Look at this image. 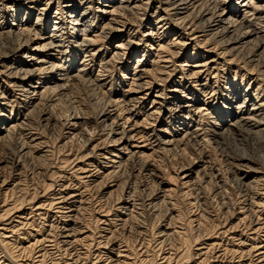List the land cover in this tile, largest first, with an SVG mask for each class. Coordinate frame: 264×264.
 Returning <instances> with one entry per match:
<instances>
[{
	"label": "rangeland",
	"instance_id": "374dc122",
	"mask_svg": "<svg viewBox=\"0 0 264 264\" xmlns=\"http://www.w3.org/2000/svg\"><path fill=\"white\" fill-rule=\"evenodd\" d=\"M97 1L98 0H92L93 12L91 11L92 9L87 8L86 15L87 19L91 17L90 19L94 20L93 24L97 33H102V31L105 30V28H103V24L110 20L112 16L110 14H106L105 17L108 19H101L103 13H100L98 10L96 11L98 4L95 3ZM236 1L237 0H234L233 4ZM238 1L240 2V0ZM1 2H3V5H1L0 8H2L3 11H0V27L5 29V27H7L12 21L14 24L11 26L16 27V20L12 19L18 10H20L21 7L19 8L17 5H20L22 1L0 0V3ZM45 2H49V5L48 12L46 14L48 17L46 24L48 25L46 29L44 27V31L49 33L53 25L52 22L55 20L54 16H56L54 11L56 8H61L63 10L65 9L64 12H66V14H69L70 10L67 7H64L65 4L67 5L69 2L66 0H37V6H34L35 8L30 12L31 19L38 14L37 9L40 4H44ZM88 2L89 0H83V4L74 3L77 7L73 11V14L77 12L81 13L85 8V5L89 4ZM161 2H164V0H150L147 10H138V13L135 14L132 12V14H129V17L127 16L125 18L122 14H119V12H115L113 14V18L116 17L115 19L123 21L126 20L127 22L129 21L127 23V28L123 31V34H118V31L117 33L115 32V34H118L117 38H99L96 43V48L102 44L99 52L101 55H106L109 58L111 52L116 49L115 47L120 37L122 36L121 38L123 40L126 36L125 40H127L129 38L127 35H130L129 39L133 42V49H131V51L133 50V53L125 55L123 58L124 63L119 64L114 61H109V65L112 62L114 65L112 64L109 66L107 64L108 66L106 65L105 68L107 71H105L102 76L101 73L97 71L99 70L97 67L93 68L91 70L92 72L88 70L89 77L88 75H85L83 78H90L91 80L99 77L102 80L98 83L104 82L103 84H107L104 86L101 85L100 88L102 90H98L99 88L97 87L99 86L96 85L95 87L93 86V83L90 84L94 90L91 87H86L81 84H76L73 87L70 86L71 89L65 93V95L68 96L67 100H63L60 105H57L58 108L55 107L56 109H54V112L60 116L62 114L64 115L71 111L75 105L80 103L83 104L87 112H89V114L91 113L92 115H90L95 118V114L110 95L113 98L115 97V91L118 92L123 88H126L127 84L134 77V72L137 71V74H140L141 67L138 66L135 61L137 58L142 57L144 51V53H146L141 66L144 70H147L148 73L146 72L145 76L149 81H152L151 87L153 90L151 91V96L148 97L145 103V115L147 114L146 110H148L152 105L151 100L157 93L155 91L163 89L162 92L164 94L162 93V97L159 95V99L156 97V100L155 98L156 101H161L160 103L163 104H161V110L164 111L167 107L172 106L170 103L172 102L170 99L171 97H174L175 100H180L181 103L185 104L187 98H191V95L195 92L196 96L199 95L200 99L197 103L198 106H204L209 111L216 109L218 118L217 120H214L215 122H221V119H223L224 122H229L230 117L226 114L222 115L223 112H227L226 108H222L223 105H227L223 102V98L225 97L223 94L227 93V90L237 89L239 95L237 96V99H234V101L231 100V103L229 104V108L231 110L234 111V105L237 101L242 100L244 96L247 98L251 97L247 107H250L251 102H257L259 104L261 101L259 110L253 115V119L255 120L253 121V124L255 127H249L248 131L242 130L241 133L237 130H230L226 133L227 135L225 134V138L223 137V140H221L222 142L216 148L213 149L212 147H208L209 150L205 151L204 156L207 155V158L204 157L203 161H205L206 158L209 162L207 161L204 163L201 161L202 157L199 150H194L191 147L180 145L177 148L178 153L176 151L173 152L176 155H173L171 152V154L167 152L169 153L168 155L164 153V155L161 154V156L151 154L153 158L150 156L147 160H149V163L153 164L152 168L154 169L153 171L155 175H153L152 179L150 178L148 180V178H145L143 174H137V165H134L132 174H130L131 172L129 175L128 173H125V175H122L120 180V177L116 179L119 181L111 182L110 179L103 177L102 174L97 178L92 177V180L94 181L87 187L85 185L87 183L78 182V176L75 177L74 173L76 167L88 163V160L84 159L85 157L80 158L79 161L77 160V157L82 156L87 151L82 149L78 152V150H80L79 143L75 141L68 142L65 139V129L62 125L63 120L56 114L55 116L58 117V121L56 124H51L54 126L51 127L50 124H45V121H42L41 115L44 111L48 110L49 102L47 100L40 101V105L37 104L36 108L31 111V113H28L25 109L18 108V106L16 108L14 107L13 118L17 119L19 117V115H17V110H19L22 114L20 115L21 118L18 123L23 121L24 125L21 124L20 127H18V132L20 134L15 132L11 137L0 140V160L2 161L0 164V251L4 250L3 252L11 257V259L8 257L6 258L10 260L12 264H109L107 263L108 260L107 257H105L106 255H104L108 250L106 249L107 241L105 240V234L108 232L109 233L106 237L112 235V238L114 237L113 240L115 242V246H120L118 250L120 249L122 251L121 255L120 253H117V251H113L112 254L115 255V264L117 261V264H167L164 262L166 257H168L167 259L169 260L168 264H237L235 261L236 259L234 260L235 262L230 261L229 256L216 258L214 250H206L208 252H205L206 255L204 254L202 256L196 254L200 252L198 250L201 246H207L208 249L209 244H212L216 239L218 240V237L216 236L219 234L216 235V233L220 232L218 231L219 229L223 231L230 226L232 227L240 224L238 223L242 217L240 213L241 210L239 208L240 206L246 205V208L248 206L249 208L252 207L251 209L254 211L252 213L254 220L255 215L258 213L262 214L261 218L264 216V208L261 206L262 202H264V198H257L256 196L257 193L264 194V130H262V126H260V122H264V45L261 42L264 39L260 36L264 33L258 35L257 38L255 36L248 38L250 40L247 39V44L243 46L242 49H239L241 51L236 53L237 56L225 54L223 46L220 44H218V48H215L216 50L213 49L214 51L212 50V52H210L208 50L214 47L213 43L211 45H209L210 43H207L208 46L206 43H203L202 46L201 42H196L197 44L194 43V40L206 38L205 35L207 34V32H205L207 28L201 26V23H197L201 18L198 17V19H193L195 12L199 9L197 7H200L201 5L202 9H207V6H203L204 1H199L201 2L200 5L199 2L197 3L193 12L194 14L192 13L191 15L194 20L192 22L196 26V28H194L195 30L192 31L195 32L193 34L188 29V26L190 25L187 26L191 20L188 19L186 24L184 22L185 25L181 23L182 26H180L179 22H175L174 15L167 16L169 23L166 26L156 28V23L154 22H156L157 15H164L160 10L161 5H163ZM260 3L264 2H259V4ZM131 5H133V3H131ZM135 5H139V2ZM235 5L238 6V4ZM15 9L16 12L14 11ZM61 9H59V11ZM21 13L22 9L19 11V14L17 13V16L21 15ZM170 13L172 12L170 11ZM66 16L67 15H65V17ZM31 19L29 21H33ZM149 19L150 22L148 21ZM202 20H204V18ZM150 28L152 29V35L148 36L147 32L151 31ZM183 35L185 37L182 38ZM195 35V39L192 38ZM31 37L33 38V36ZM216 39L217 38H215V40ZM173 40L176 44H174L175 46L171 45ZM5 42L6 40L0 41V52L8 50L4 49L6 45L7 47L9 45ZM67 43L71 45L74 44L75 38H70L69 40L64 38V46H66ZM255 43L259 45L261 44V46H258ZM157 44H163L166 47L162 48L163 50H158ZM29 45L31 44L29 43L28 46ZM151 45L153 49H150ZM10 46L11 45H9V47ZM31 49L32 46L24 48L14 54L10 60H5L3 65L9 64L10 61L14 59H19L21 54L33 55L34 51ZM157 52H159L160 56L170 55V57L167 56L165 59L163 58L156 62L157 58L155 55ZM175 52L177 55H175ZM216 54L219 55L216 56ZM36 56L40 58L42 56L44 57V51L37 52ZM166 58L168 60H166ZM208 58L215 59L216 62L214 63L216 64L212 62L206 67H194L201 64ZM23 61H27V63L32 64V62H28L29 58ZM44 65H48V63ZM79 65L80 57L78 60H75L73 67H79ZM135 66L136 68L134 69ZM208 67L210 69L206 71L209 75L206 76L207 80H203L206 73L203 74V72H201L199 75L193 74V72H196L197 70L204 71L205 68ZM1 71L4 72L2 73ZM5 72V68L0 65V85L3 84V86L8 89V86L6 85L8 79ZM124 74L127 76L126 78H122V75ZM36 80L37 78L35 76L33 78V84L38 85V83H35ZM204 82L205 93H203V95L205 96H202V94L200 95L201 85L197 84H203ZM2 89L3 88H0V90ZM8 94H10V92L6 94L7 97ZM46 95L48 96L49 93H46ZM9 98H11V96H9ZM204 99L211 100V103L204 105L203 102H208ZM214 99L215 101L217 100L215 108L212 106ZM6 101L8 100L0 98V109L4 108L1 114L9 116L10 107L8 105L3 106ZM18 101L19 100L17 99V102ZM8 104L10 105V103ZM156 106L159 107L160 105L156 104ZM26 113L27 115H23ZM167 113H162L161 122L153 121V123L152 119L149 118L148 121L150 124H148L147 127L155 133H161L164 128L172 130L174 127L170 124H166ZM139 117V119L144 117V113H142ZM184 117L185 113L182 112L181 118ZM256 120L259 122L256 123ZM108 122H110V119ZM8 123L9 121L5 122L2 126L0 117V126L4 127ZM176 124L178 123H173L175 126ZM208 124L209 125L204 126L208 127V129L214 128V123L213 125L211 123ZM99 128L100 127L98 125L97 129ZM194 128L195 126H193V128L191 127V129ZM200 132L203 133V131ZM182 133L183 130L178 129L177 137H181ZM28 134L32 136L30 138H35L34 141L31 140V143L42 141V144L45 146L42 150L43 152L35 149L34 145H31L24 151L20 152L19 147L22 142L24 144ZM99 136L100 137L96 139L95 143L100 140L102 145L100 144L99 146H104L103 149H106L107 144H105V141L102 140L106 135L103 134ZM26 142H28V140ZM91 146L92 144L87 148H91ZM183 147H185V150L181 152V150H183L181 148ZM44 150H47V152ZM91 161H93V159H91ZM105 161V159H101V161H99V163L101 162L99 166H102V162ZM104 164L105 163H103V165ZM208 165L212 168L208 167ZM179 166L181 171L178 170L176 172L175 168H178ZM210 171L216 173L218 178L211 180L209 176ZM184 173H187L189 176L187 179H190L191 182H193L190 183L188 188H194V192L195 189H197L196 192L199 193L202 199L201 201L203 203L201 202L202 205L199 204L200 206L198 208L196 205H190L189 198L186 197L189 190H187V187L182 184L185 179H180ZM105 180L106 184L115 185L108 188L104 187L105 189L101 190V184H103ZM88 181L86 180V182ZM127 181L130 182L129 184H133L131 188L133 190L136 203L135 209L133 208L132 210L133 218L129 219L124 227L118 226L117 228L111 225V229L108 230V232H103L102 228H108V226L101 224V221L98 220L99 218H101V220L104 219V217H102V215H104L102 207H104V210L107 208L110 210L107 218L112 219V217H115L114 215L118 213L120 205H122V203L116 204V202H118L119 199H125L126 197L125 185L127 183L123 184V182ZM155 183H161L163 190H166L167 188H170V190L169 196L161 198L166 201L160 203L161 199H159L158 202L160 204H157V207L153 208L149 207L151 205H148L149 201L147 197L156 188L157 185ZM242 183L246 184V188ZM77 184L80 187V190L84 192L81 194L83 195L84 201H82V203H75V211L64 213L66 216L68 213L70 214V219H66L65 217H62L63 213H58L54 208H51L50 205L53 201V194L57 191L60 185L69 186L65 190V192H69L72 190L73 185L77 186ZM220 186L225 190L223 192L224 195H221L218 191V187ZM86 187L87 189L84 190ZM244 189L247 191L249 190L248 197L244 195ZM104 190L105 194L102 193ZM161 193H163V191ZM251 196H254L252 202L256 205H253L250 201ZM243 199L247 200L241 203ZM224 201L227 202V204L222 205V202ZM230 206L231 208H229ZM227 208L229 210H227ZM197 213L202 214L201 216L203 217L200 220V224L192 220V217H194ZM64 224L68 225V228L71 226L76 228L75 236L79 239V244L73 246L74 248L72 249L69 248V246H65V248L64 244L61 242L63 238L61 237L62 231L60 227ZM173 228L175 229V233H173L168 240L161 241L162 237L159 236L160 232H164L167 229L171 231ZM247 235L248 238L251 237L247 231V233L243 234L241 238L245 239ZM226 238H229V236L221 238L224 243L227 242L225 240ZM51 240L53 241L51 242ZM250 242L251 241L249 240L248 243ZM59 243L61 245H58ZM57 245L61 246L60 251ZM203 250L201 251L203 252ZM21 253L22 255L19 256ZM204 257L207 258V261L200 263V260ZM8 260L6 261L7 263Z\"/></svg>",
	"mask_w": 264,
	"mask_h": 264
},
{
	"label": "bare ground",
	"instance_id": "6f19581e",
	"mask_svg": "<svg viewBox=\"0 0 264 264\" xmlns=\"http://www.w3.org/2000/svg\"><path fill=\"white\" fill-rule=\"evenodd\" d=\"M2 1H6V0H2ZM20 1H22V3H20V5H17V7L19 8L21 7L20 10L22 9V13L21 15L17 16V13L19 14V11H20L18 10L16 15H14V18L12 19V20H16V23H15L16 27L11 26L14 24L13 21L7 27H5V29H2L0 27V41L6 40L5 43H8L9 45H11L10 47L9 45L7 47V45L5 44L6 46L4 47V49H8V50L0 52V62H1L0 65H2L5 68V71H6L5 75L7 76V79H8L6 83V85L8 86V89H6V87L3 86V84L0 85V88H3L2 90H0V98H3V100L4 99L8 100L6 101V103H4L3 106L8 105L10 107L9 116H5L4 114H1L4 108L0 109L1 125L3 126L5 122L9 121V123L6 126L4 127L0 126V140H2L3 138L11 137L12 134H14L15 132H18V127H20L21 124L24 125L23 121L18 123L19 119L21 118L20 115L22 114L19 110H17V115H19V117L17 119L13 118L14 107L16 108L18 106V108L25 109L28 113L29 112L31 113V111H33L36 108L37 104H39L40 101L47 100L49 102L48 110L44 111L43 114L41 115L42 121H45V124L51 125V124H56V122L58 121V117L61 118L63 120L62 125L64 126V129H65L64 131L65 139L68 142L75 141L79 143L80 150H78V152H80L82 149L83 150L85 149L87 151L82 156L77 157L78 161L80 158H83V157H85L84 158L85 160H88L87 164H83L79 167H76V170L74 172L75 177L78 176L77 179L79 183L85 182L87 183L85 185L88 187V185L94 181L92 180L93 178H97L98 176L100 177V175L102 174H103L102 175L103 177H107L108 179H110L111 182L119 181L122 178V175H125V173H128L129 175V173L131 172L130 174H132L134 165H137V170H136L137 174L139 173L143 174L144 177L148 178L149 180L150 178L152 179L153 175H155L153 171L154 169L152 168L153 164L149 163V160H147L149 159L151 154L155 156H161V154L164 155L165 153L166 155H168L170 152L171 153L175 151L177 152V148L180 145H184L185 147L188 146V147L193 148L194 150H199V152L201 153V157H202L201 161H203L204 157L207 158V155L206 156L204 155H205V151L209 150L208 147H212L213 149L216 148L222 142L221 140H223V137L225 136V134L228 133L230 130H237L241 133L242 130L248 131L249 127L254 126L253 121L255 120L253 119L254 117L253 115L259 110L261 106L260 104L261 101L259 102V104L257 102H254V103L251 102L250 107H247V104L249 100H251V97L247 98L246 96H244L242 100H239V101L236 100L237 102L234 105V111H233L229 108V104L231 103V100L234 101V99H237V96L239 95V92L237 89L227 90V93L223 94V96H225L223 98L224 99L223 102L226 103L227 105L222 104L223 105L222 108H226L227 112H223L222 115L226 114L228 117H230L229 122H224L223 119H221L222 120L221 122L219 121L215 122L214 120H217L218 118L216 109H212L209 111L204 106H198L197 103L198 101H200V99H199V95L196 96L195 92L191 95L192 96L191 98H187V101H185V104L181 103L180 100H175L174 97H171L170 99L172 102L170 103L172 106L167 107L166 110L163 111L161 110V107H162L161 106L162 103H160L161 101H156L157 98L158 99L160 98L159 95L160 96L162 95L163 89L155 91L157 93L154 95L153 99L151 100L152 105L150 106L148 110H146L147 114L145 115V111H144L145 110L144 108L146 107L145 103L148 97L151 96V91L153 90L151 87L152 81H149L147 77L145 76L147 70L146 69L144 70L143 67L141 66L142 65L141 63L144 61V56L146 53V52L144 53V51H143L142 57L137 58L136 61L134 60L136 64L141 67L140 74L138 75L137 71L134 72L133 73L134 77L127 84V87L123 88L122 90L118 92L117 91L114 92L115 97L112 98L111 95L109 97L107 96L108 97L107 100L102 105V107L97 111V113L95 114V118L91 116L92 115L91 113L90 115L89 112H87L83 104L79 103L80 101L78 102L79 104L77 103L78 105H75V107L71 109V111L69 112L67 111L68 113L64 115L62 114L61 116L57 115V113L54 112V109H56L55 107L58 108L57 105H60V103H62L63 100H67L68 96H66L65 93L71 89L70 86L73 87L76 84H81L86 87L88 86V87L93 88L92 85L90 84V83H93V86L95 87L96 85L99 86L97 87L99 88L98 90H102L100 88L101 85L104 86L105 84H107V83L103 84L104 82L98 83L100 80H102L99 77L93 78L91 80L90 78L89 79L83 78L85 75L89 74L88 70L91 71L93 68L97 67L99 69L97 71L100 72L102 76L103 73L107 71V69L105 70V68H106V65L109 63V61H114V62L121 64V63H124L123 58L125 57V55L129 53L131 54L133 53V50L131 51V49H133V42L132 40L129 39L130 35H127L129 36L127 40H125L126 36L123 40L121 38L122 36L120 37L115 47L116 49L111 52V55L109 56V58L106 55H101L99 50L102 44L101 46L96 48V45H97L96 43L99 38H102V39H109L111 37L117 38L118 34H121V33L123 34V31L127 28V25H128L127 23L129 21L127 22L126 20L123 21L120 19H115L116 17L113 18V14L115 12H119V14H122L124 18L127 16L129 17V14L130 13L132 14V12H134L135 14V13H138V10H144V11L147 10L150 4V0H103V1L98 0L95 3V4H98V6L96 7V11L98 10L100 13H103L101 19H106L107 18L105 17L106 14H110L112 16L110 20H108L106 23L103 24L104 26L103 28H105V30H103L102 33H97L96 28L94 27V24H93L94 20L90 19L91 17L87 19L86 9L90 8L92 9L91 11L93 12L92 0H89L88 2L89 4L85 5V8L83 9L81 13L77 12L74 14H73V11L77 7L74 3L83 4V0H66L67 2H69V4L68 3L67 5L65 4L64 7H67L70 10V13L66 14V12H64L65 9L63 10L61 8H56V10L54 11V13L56 14V16H54L55 20L52 22L53 25L49 33H46L44 31V27L46 29L48 25L46 24L47 23L46 20L48 19L46 14L48 12L49 2L40 4V6L37 9L38 14L35 17H33V19H31L30 12L37 6L36 5L37 0H20ZM199 1L201 0H164V2H161L163 5H161L160 7V10L162 11L164 15H161V14L157 15L156 22H154L156 23V28H161L163 26H166L169 23L167 16L174 15L175 22H179L180 26H182L184 22L186 24V22H188V19H190L191 22L187 24V26L188 25L190 26H188L189 28L188 27L187 28L192 32L195 30L194 28H196V26L193 24L192 21H194L195 18L198 19V17L201 18L199 19V21L204 18V20L200 22L198 21L197 23H201L202 24L201 26H204L207 28L205 30V32H207V34L205 35L206 38H199L200 39V40L198 39L199 41L194 40L196 37L195 35L194 37H192L194 38L193 39L194 43L197 44L196 42L198 43L201 42V46L203 43H206V44L210 43L209 45L213 43L214 47H212L211 49L209 48L210 50H208L210 52H212V50L215 49L218 46V44H220L221 46H223V51L225 54L235 55V56H237L236 53L238 51H241L239 49L240 48L242 49V47L247 44L248 40H250L248 38H251L252 36H255L257 38L258 35H260L261 33H264V3L259 4V2H264V0H240V2L237 0L234 4H233L234 0H202L204 1L203 6L204 5L207 6V9L206 8L202 9V6L200 5L201 2ZM137 2H139V5H135ZM198 2H199L200 7H197L199 8L197 11L195 10L196 11L195 16L194 17L192 16L194 19L193 20L191 15L194 12V9L197 6ZM131 3H133V5H131ZM235 4H238V6ZM1 5H3V2L0 3V6ZM59 9L61 10L59 11ZM157 9H158V6H157ZM0 11L1 12L3 11L2 8H0ZM14 11L16 12V9ZM170 11L172 13H170ZM65 15L67 16L65 17ZM30 19L33 21H29ZM148 21L150 22V19ZM117 31H118V34H115V32L117 33ZM193 33L195 32H192V34ZM147 35L148 36L152 35V29L151 31L147 32ZM31 36H33V38ZM183 37L185 36L183 35L182 38ZM260 37L264 39V34H262ZM64 38L68 40L70 38H75V43L72 45L67 43V45L64 46L63 44ZM215 38L217 39L219 38V39L215 40ZM261 42L264 45V40H262ZM29 43L31 44L29 46H32L31 50L34 51L33 55L32 54L31 55L21 54L19 56V59H14L10 61V63L8 62L9 64L3 65L5 63V60L7 59L10 60V58L14 54L23 50L26 47H29L28 46ZM174 44L175 43L173 40L171 45L175 46L176 44L175 45ZM256 45L261 46V44L260 45L256 44ZM157 47H158V50H160L166 46L163 44L162 45L157 44ZM150 49H153L152 45ZM40 51H44V57L46 58H44L43 56L41 58L36 56L37 52H40ZM175 55H177L176 52H175ZM218 55L219 54H216V56ZM167 56L170 57V55L160 56L159 52H157L155 55V57L157 58L156 62H158V60L160 59H163V58L165 59V57ZM79 57H80L79 67H73V63L75 62L76 59L78 60ZM27 58H29L28 62H32V64L27 63V61H23ZM166 60L168 59L166 58ZM212 62L214 63L216 62V60L208 58V59H205L204 62L202 63L200 62L201 64H198V65L195 64L196 66L194 67H206V66H209V64ZM46 63H48V65H44ZM112 64L113 62L110 65ZM21 66H26V67H21ZM135 68L136 66L134 67V69ZM208 69L210 68L209 67L205 68L204 71L197 70L196 72H193V74L199 75L201 72H203L204 74L206 73ZM207 75H208L207 73L204 75L205 78L203 77V80L204 79L207 80V77H206ZM35 76L37 78L35 83H38V85L33 84V78ZM126 77L127 76L125 74L122 75V78H126ZM197 85H201L200 95L202 94V96H205L203 95V93H205L204 92L205 82L203 84H197ZM174 91H177V90H174ZM8 92H10V94H8V97H7L6 94ZM46 93H49V95L47 96ZM245 95H248V94H245ZM9 96H11V98H9ZM17 99L19 100L18 102H17ZM209 99L208 100L204 99L205 101H208L206 103L203 102L204 105H208L211 103V100ZM216 101L214 99V103L212 105L213 108L216 107V104H215L217 103ZM8 103H10V105ZM156 104H159L160 106L157 107ZM182 112L185 113L184 118H181ZM142 113H144V117L139 119L140 118L139 116ZM162 113H167L166 124H170L174 128L172 130L171 129L168 130V128H164V130L162 129L161 133H155L153 130H150V128L147 127V125L150 124L148 119L151 118L152 122L153 121L161 122ZM55 114L58 117L55 116ZM23 115H27V113ZM109 119H110V122H108ZM175 122L178 123L176 124V126L173 125V123ZM258 122L259 121H257L256 123ZM208 123H211L212 125L214 123L213 125L214 128L208 129V127L204 126V125L206 126L209 125ZM98 125L100 127L99 129H97ZM52 126L54 125H51V127ZM193 126H195V128L191 129V127L193 128ZM260 126H262V130H264V122H260ZM178 129L183 130V133L181 137L179 138L177 137ZM200 131H203V133H201ZM26 134H23V135H26ZM103 134L106 135L102 139L105 141V144H107L106 149H103L104 146L102 147L99 146L101 144L100 140L95 143L96 139L100 137L99 135H103ZM28 135L26 137V141L28 140V142L25 141L24 144L22 142V144L19 147L20 152L24 151L31 145H34L35 149L42 151L43 148L45 147L42 144V141L31 143V140L34 141L35 138H30L32 136L31 135L28 136ZM91 144H92L91 148H87ZM185 147L181 148L183 150L181 149L179 150L183 152L185 150ZM45 152H47V150ZM173 155H176V154L173 153ZM151 158L153 157L151 156ZM206 158H205V161H203L204 163H206L207 161L209 162V160ZM91 159H93V161H91ZM101 159H105L106 161L102 162L101 164L102 166H99V164L101 163V162L99 163V161H101ZM243 159H246V158H243ZM1 163L2 161L0 160V164ZM103 163L105 164L103 165ZM208 167L212 168L209 165ZM178 168H175L176 172L178 170L181 171L180 166ZM209 176L211 180L218 178L217 174L211 171L209 173ZM188 177H189L188 174L184 173L180 178L182 180L185 179V181H183L182 184L185 187H187V190H189L187 194L186 193L184 194H186V197L189 198L190 205H196L198 208L200 206L199 204L202 205L203 202L201 201L202 199L199 193L196 192L197 189H195V192H194L193 190L194 188L193 189L188 188L190 186V183H193L191 182L190 179H187ZM118 178L119 180H116ZM86 180L87 181L89 180L88 181L89 183L86 182ZM124 183H127L125 185L126 186V189H125L126 197L125 199L122 198L121 200L119 199L118 202H116V204L122 203V205H120V210H118V213L114 215L115 217H112V219L107 218V216H109L110 210L108 208L104 210V207H102L103 209L102 212H104V215H102V217H104V219L101 220V218H99L98 220L101 221V222L99 221L101 224L108 226V228L100 227L102 228L103 232H108V230L111 229L110 228L111 225L117 228L118 226L124 227L127 221L133 218L132 210L133 208L135 209L136 207L135 197L133 195V190L131 188L133 184H129L130 183L129 181L123 182V184ZM242 184L246 188V184L244 183ZM114 185L115 184H106V180H105L104 183L101 184L100 189L102 190L108 187H112ZM156 185L157 186L154 189V191H152L151 194L147 197L149 201L148 205H151L149 207H153V208L157 207L156 206L157 204H160L161 202L166 201L165 199H161V198H165L166 196H169V190H170V188L163 190L161 183L156 184ZM221 186L218 187V191L222 195L225 190ZM68 187L69 186L67 185L65 186L60 185L57 191L53 194V198H52L53 201L50 205L51 208H54L56 210V212L63 213L62 217H65L66 219H70V214L68 213V215L66 216L64 215V213L75 211V208H74L75 203L77 202L82 203V201H84L83 195H81L83 191L80 190V187L78 186V184L77 186L73 185L71 191L65 192V190ZM87 187L84 190H86ZM162 191L163 193H161ZM166 191L168 192V194ZM246 191L247 190L244 189V193H245L244 195L248 197L249 190L247 192ZM102 193L105 194V190ZM256 196L257 198H264L263 193L261 194L257 193ZM253 197L254 196L250 197L251 202L253 201ZM159 199H161L160 203L158 202ZM245 200L243 199L241 203H243ZM252 203L253 205H256L254 202ZM225 204H227V202L225 201L222 202V205H225ZM38 205H37V208H38ZM261 206L264 208V202H262ZM229 208H231V206ZM239 208L241 210L240 213L242 217L240 218L239 222L238 221L237 222L240 224H238L237 226H232V227L230 226L229 228H226L223 231L219 229L218 231L220 232H217L216 230L217 232V233L215 232L216 235L219 234L218 236H216L218 237V240L216 239L212 244H209L208 249H207V246L205 247L201 246V248H199L198 250L200 252L196 255L202 256L205 254V252L206 253L208 252L206 250H210V251L214 250V254L216 255L215 256L216 258L221 257V256H227V257L229 256L230 261H234L236 259L235 261L237 262V264H264V216L261 218L262 214L258 213L257 215H255V220H254L252 216V213L254 212L251 209L252 207L249 208L248 206L246 208V205H242ZM227 210L229 209L227 208ZM201 215L202 214H198V213L195 214L194 217H192L193 218L192 220L200 224V220L201 218H203ZM60 229L62 231L61 237L63 238L61 242L62 244H64V247L69 246V248L72 249L74 248L73 246H76L77 244H79L78 242L79 239H77V237L75 236L76 228L72 226L68 228V225L64 224L60 227ZM247 231H248V234L251 235V237L249 236L250 238H248V235H247L245 239H242L241 236L247 233ZM108 233L105 234V240L107 241V243L105 242L107 246L106 249L108 250L107 252H105L104 255H106L105 257H107V260H108L107 263L115 264V259H114L115 255L112 254L113 251H117V253H120V255L122 251L120 249L118 250L120 246L118 247L115 246V242L113 240L114 237L112 238V235L106 237ZM173 233H175L174 228L171 231L167 229L164 232H160L159 236L162 237L161 241L168 240L173 235ZM224 236L226 237L229 236V238L225 239L227 241L226 243H224V241L221 239ZM247 240L248 241L250 240L251 242L248 243ZM52 241L53 240H51V242ZM58 245H61V244L59 243ZM46 246H49V245H46ZM58 247L60 251L61 246H58ZM201 250H203V252ZM3 251H0V264H9V263L12 264L10 260L6 258L8 257L9 259H11V257L8 256ZM2 253H4L7 256H5ZM21 255L22 253L19 256ZM167 258L168 257L164 259V262L168 264L169 260ZM6 259L8 260V263L6 262L7 261ZM206 261H207V258L204 257L202 260H200V263L206 262ZM117 263L118 261L116 262V264Z\"/></svg>",
	"mask_w": 264,
	"mask_h": 264
}]
</instances>
